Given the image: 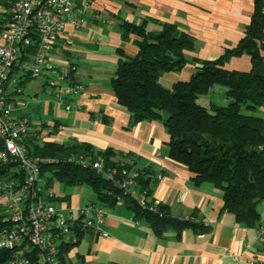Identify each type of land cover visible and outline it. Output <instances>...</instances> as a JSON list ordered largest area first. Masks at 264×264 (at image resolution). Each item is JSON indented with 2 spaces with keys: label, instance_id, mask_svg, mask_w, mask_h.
Listing matches in <instances>:
<instances>
[{
  "label": "crops",
  "instance_id": "1",
  "mask_svg": "<svg viewBox=\"0 0 264 264\" xmlns=\"http://www.w3.org/2000/svg\"><path fill=\"white\" fill-rule=\"evenodd\" d=\"M73 3L83 9L79 14L80 26H67L65 35L56 41L51 59L58 65L70 62L75 66L74 78L84 85V90L71 103L79 107L65 110L54 102L51 92L47 93L44 81H35L37 89L23 90L13 100L16 114L29 118L31 135L37 138V144H86L94 154L111 150L112 160L124 159L133 168L161 173L160 180L151 178L148 183V199L164 206L172 219H187L188 224H167L155 230L149 221L135 217L125 199L112 205L102 204L108 235L85 230L75 244L63 251L61 264H264V249L258 241L256 226L238 222L233 213L223 209L220 189L208 182L196 185L188 168L169 158V136L162 120L131 124L129 113L117 103L111 87L119 57H133L138 50L136 35L125 34L123 22L150 33L159 32L165 24H174L193 37L194 45L185 51L183 68L163 73L159 79L162 86L170 88L177 81L188 80L200 61L216 59L237 45L250 20L253 0ZM224 66L228 70L248 71L250 56H231ZM224 92V86L214 85L197 102L206 107L210 103L226 104ZM213 95L222 97L221 104L216 103ZM254 113L264 119V105ZM75 188V195L63 196L52 189L55 206L73 215L83 206L98 202L94 191L86 192L82 186ZM257 208L258 222H264V200Z\"/></svg>",
  "mask_w": 264,
  "mask_h": 264
},
{
  "label": "trees",
  "instance_id": "2",
  "mask_svg": "<svg viewBox=\"0 0 264 264\" xmlns=\"http://www.w3.org/2000/svg\"><path fill=\"white\" fill-rule=\"evenodd\" d=\"M124 33H134L138 47L133 57L121 55L111 80L117 103L126 109L130 123L160 119L169 136L168 156L185 165L199 185L211 183L222 192V207L234 214L236 220L247 226L259 224L258 203L264 200V119L254 111L264 105V0H253V11L244 35L233 48L212 60H202L188 80H180L166 88L159 82L166 72H176L186 63L185 51L191 50V35L174 24H165L157 33L144 31L129 22L122 23ZM246 53L250 56L248 71L225 68L231 56ZM214 85L225 87L228 102L210 103L208 107L197 102ZM30 135L27 149L32 154L57 159L44 164L42 177L52 186L55 177L64 185L86 183L94 191L98 204H115L120 190L94 171L67 163L62 158L69 153H82L92 159L112 164L111 150L94 154L89 145L65 146L53 142L37 144ZM127 168H133L125 162ZM0 164V174L6 172ZM137 180L138 190L150 194L146 174ZM48 176V177H46ZM136 218L149 221L155 230L167 224L186 226L187 219H172L166 208L156 205V212L139 205L131 195H124ZM153 203L152 200L148 201ZM69 245H62L59 257ZM9 253L0 250V264H5Z\"/></svg>",
  "mask_w": 264,
  "mask_h": 264
},
{
  "label": "built area",
  "instance_id": "3",
  "mask_svg": "<svg viewBox=\"0 0 264 264\" xmlns=\"http://www.w3.org/2000/svg\"><path fill=\"white\" fill-rule=\"evenodd\" d=\"M82 12L73 0H0V164L7 167L0 174V250L9 253L5 264H61L60 247L75 244L85 230L108 235L101 205L89 203L76 215L55 206L56 195L41 168L57 159L29 152V118L17 115L13 104L23 94L25 80L43 77L56 104L67 111L79 107L71 103L84 90L74 78L75 66L56 64L51 52L67 26H80ZM62 160L111 181L120 190L117 202L131 195L156 212L157 204H149L147 192L138 190L142 172L127 168L124 159L105 164L102 159L69 153ZM146 176L162 178L161 173ZM256 233L264 249V222L256 226Z\"/></svg>",
  "mask_w": 264,
  "mask_h": 264
},
{
  "label": "rangeland",
  "instance_id": "4",
  "mask_svg": "<svg viewBox=\"0 0 264 264\" xmlns=\"http://www.w3.org/2000/svg\"><path fill=\"white\" fill-rule=\"evenodd\" d=\"M35 81L36 82H43L44 81V79H43V77H38V78H36V79H34V80H32V79H30V80H28L25 84V88H23V90H25V91H33V90H35V89H37L36 88V86L34 85V83H35ZM45 87H46V90H47V93H50V92H52L51 91V88L50 87H48V85H45ZM214 96V95H213ZM53 97V96H52ZM221 96H218V95H215L214 96V98L213 99H215V101H216V103H220L221 104ZM46 177H48V176H46ZM52 189L54 190V192L58 195V196H63L64 195V193H66V194H68V193H73L74 195L77 193L75 190H77L75 187L76 186H82V188L86 191V192H88V191H90V193H92L93 192V190L91 189V187H89V185H87L86 183H81V185L79 184H75L76 186H74V185H72V184H70V185H64V183H62V182H60L58 179H56L55 177H53L52 178ZM72 194V195H73ZM82 195H84V194H82Z\"/></svg>",
  "mask_w": 264,
  "mask_h": 264
}]
</instances>
